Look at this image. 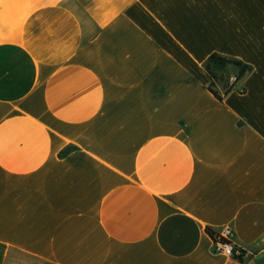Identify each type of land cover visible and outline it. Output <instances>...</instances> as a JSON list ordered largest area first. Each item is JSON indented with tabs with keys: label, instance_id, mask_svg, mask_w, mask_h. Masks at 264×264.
I'll return each mask as SVG.
<instances>
[{
	"label": "crops",
	"instance_id": "crops-1",
	"mask_svg": "<svg viewBox=\"0 0 264 264\" xmlns=\"http://www.w3.org/2000/svg\"><path fill=\"white\" fill-rule=\"evenodd\" d=\"M0 264H264V0H0Z\"/></svg>",
	"mask_w": 264,
	"mask_h": 264
},
{
	"label": "trees",
	"instance_id": "trees-1",
	"mask_svg": "<svg viewBox=\"0 0 264 264\" xmlns=\"http://www.w3.org/2000/svg\"><path fill=\"white\" fill-rule=\"evenodd\" d=\"M233 66L237 69L236 79H241L248 71L249 67L238 60L229 59L217 54H212L205 63V70L209 76V91L219 100L227 95L233 88L234 84H229L227 67ZM221 85L222 93H220L216 86ZM208 234L212 237L213 232L207 230ZM238 260H242L239 258Z\"/></svg>",
	"mask_w": 264,
	"mask_h": 264
},
{
	"label": "built area",
	"instance_id": "built-area-1",
	"mask_svg": "<svg viewBox=\"0 0 264 264\" xmlns=\"http://www.w3.org/2000/svg\"><path fill=\"white\" fill-rule=\"evenodd\" d=\"M237 81L236 77L229 79V84H234ZM234 234L229 227H223L212 235L213 240V250L215 252L221 253L226 257L232 258H243L244 254L242 250L234 244L233 241Z\"/></svg>",
	"mask_w": 264,
	"mask_h": 264
}]
</instances>
